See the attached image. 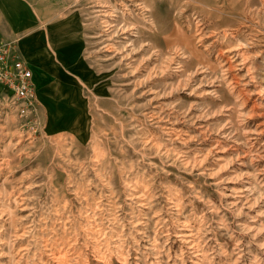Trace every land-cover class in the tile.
<instances>
[{
    "label": "rangeland",
    "instance_id": "374dc122",
    "mask_svg": "<svg viewBox=\"0 0 264 264\" xmlns=\"http://www.w3.org/2000/svg\"><path fill=\"white\" fill-rule=\"evenodd\" d=\"M0 7L42 54L37 117L0 116V264H264V0Z\"/></svg>",
    "mask_w": 264,
    "mask_h": 264
},
{
    "label": "built area",
    "instance_id": "2783aa9c",
    "mask_svg": "<svg viewBox=\"0 0 264 264\" xmlns=\"http://www.w3.org/2000/svg\"><path fill=\"white\" fill-rule=\"evenodd\" d=\"M33 70L15 41L0 40V116L11 111L20 121L32 120L39 110Z\"/></svg>",
    "mask_w": 264,
    "mask_h": 264
},
{
    "label": "crops",
    "instance_id": "0c3cea01",
    "mask_svg": "<svg viewBox=\"0 0 264 264\" xmlns=\"http://www.w3.org/2000/svg\"><path fill=\"white\" fill-rule=\"evenodd\" d=\"M0 10H1V7H0ZM8 12L10 14L13 12V10L11 9ZM26 21H27L26 18H22V20L20 19L17 21H11L12 22L11 26L13 28H19L20 29V28H23ZM6 32L2 31L0 28V40H11V41L16 42L18 50L21 53L22 57L27 61V63L29 64V66L33 70L34 81H35L36 86H37V92H38V98H39L38 84H37V79H36V76L34 73L35 72L34 69L37 68V64L41 65L42 54L38 48V45L41 43V41L39 39L40 37L37 39L34 36H29V37L27 36L25 39H23L22 41L19 42L16 37L20 33L18 34L17 32L16 33H14V32L6 33Z\"/></svg>",
    "mask_w": 264,
    "mask_h": 264
},
{
    "label": "bare ground",
    "instance_id": "6f19581e",
    "mask_svg": "<svg viewBox=\"0 0 264 264\" xmlns=\"http://www.w3.org/2000/svg\"><path fill=\"white\" fill-rule=\"evenodd\" d=\"M55 40V39H54ZM9 114V113H8ZM16 118V117H15ZM10 120V119H9Z\"/></svg>",
    "mask_w": 264,
    "mask_h": 264
}]
</instances>
